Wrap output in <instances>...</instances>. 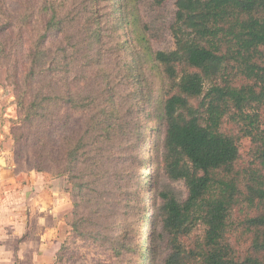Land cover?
I'll return each instance as SVG.
<instances>
[{
	"label": "trees",
	"instance_id": "obj_1",
	"mask_svg": "<svg viewBox=\"0 0 264 264\" xmlns=\"http://www.w3.org/2000/svg\"><path fill=\"white\" fill-rule=\"evenodd\" d=\"M21 2L16 15L0 0V68L13 142L70 184L56 264L82 246L86 264H264V0ZM150 121L163 129L146 215Z\"/></svg>",
	"mask_w": 264,
	"mask_h": 264
},
{
	"label": "crops",
	"instance_id": "obj_2",
	"mask_svg": "<svg viewBox=\"0 0 264 264\" xmlns=\"http://www.w3.org/2000/svg\"><path fill=\"white\" fill-rule=\"evenodd\" d=\"M3 106L0 99V264H56L61 227L72 210L67 175L23 172L19 192L1 194L17 183L7 157L14 146L10 120L4 119L14 117L9 113L16 112V104Z\"/></svg>",
	"mask_w": 264,
	"mask_h": 264
},
{
	"label": "rangeland",
	"instance_id": "obj_3",
	"mask_svg": "<svg viewBox=\"0 0 264 264\" xmlns=\"http://www.w3.org/2000/svg\"><path fill=\"white\" fill-rule=\"evenodd\" d=\"M8 4H9V8L10 10L15 13L16 15H21L23 10H24V6L21 2V0H8ZM175 10V6H174V2H170V4L167 7V14L166 17L169 20ZM172 43L170 40L158 43L157 46L162 47V48H166L168 46H170ZM7 74H6V69L5 68H0V99L3 101L4 106L6 107L7 105L16 104V98L14 96L13 93V88L8 84L7 82ZM12 96V97H11ZM156 97V93H154L152 95V102L151 104H153V99ZM1 115V112H0ZM9 115H13L14 117L8 118L5 117L4 119H9L10 123L8 125V128L10 130V133L12 135V130L14 128V124H13V120L17 119L18 113H17V104H16V112H10ZM2 116V115H1ZM75 122L78 124H81L82 121L84 120V116L82 113H78L75 115ZM2 119V118H1ZM144 134L143 136L145 138H143L142 140V145H146L145 148V152L144 154L141 153V157H146L144 163H141L140 166V176L143 179V181H141L142 184H144V188L142 190V194L144 195L142 200V207H143V211L146 213V215H149L152 212V206H153V198H151L148 193L152 190V187L149 185L148 181H149V174H154L155 170H156V166L151 165L153 162V157H155L156 152L155 151H149L150 150V146L154 145V142L157 141V143L160 141V137H161V133H162V126L159 125L158 122L156 121H150L146 126H144ZM56 135L58 136V131L56 130ZM13 136V135H12ZM148 138H151L152 140H148ZM13 152L9 155H7L8 159H9V164L10 165H14V173L16 174V181L17 183H13L11 184V189H9L10 191H2L1 194L5 195H16L19 192V188H18V184L22 182V175L23 172L25 173H42L45 176H57L55 175L56 171H55V166L53 162H48V160L43 159L40 160L38 158V156L36 155L35 149H34V143L33 142H27L25 144H16L15 142L13 143ZM250 146H251V142L249 138H245L242 140L241 142V151L246 154L248 153V151L250 150ZM156 158V157H155ZM145 167V168H144ZM159 176V181L161 184H170L172 185L174 188H176L177 190L182 191L183 193H186V188L184 186V184L182 182H172L170 180H168L167 178L164 177L163 174H158ZM70 191V186L69 188ZM148 227V226H147ZM148 228L145 227V230L143 231L144 235H146L149 232H146ZM69 235V233L67 232V227L65 225H63V227H61V236L60 239L62 241L66 240L67 236ZM149 247V246H147ZM79 250H84L90 254H96V251L92 250L91 248H85L84 246L80 247V248H76L75 250H72L70 252H65V256L63 258V260L61 261V264H86L88 262H86L85 260H81L78 257V253ZM132 260H129L126 263H122V264H133L131 263ZM96 263L95 261H90L89 260V264H94ZM157 264H161L160 262H158Z\"/></svg>",
	"mask_w": 264,
	"mask_h": 264
},
{
	"label": "water",
	"instance_id": "obj_4",
	"mask_svg": "<svg viewBox=\"0 0 264 264\" xmlns=\"http://www.w3.org/2000/svg\"><path fill=\"white\" fill-rule=\"evenodd\" d=\"M2 163H4V160L2 159Z\"/></svg>",
	"mask_w": 264,
	"mask_h": 264
}]
</instances>
